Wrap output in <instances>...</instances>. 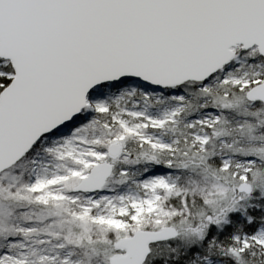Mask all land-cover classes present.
<instances>
[{
    "label": "snow or ice",
    "instance_id": "snow-or-ice-1",
    "mask_svg": "<svg viewBox=\"0 0 264 264\" xmlns=\"http://www.w3.org/2000/svg\"><path fill=\"white\" fill-rule=\"evenodd\" d=\"M0 264H264V0H0Z\"/></svg>",
    "mask_w": 264,
    "mask_h": 264
}]
</instances>
